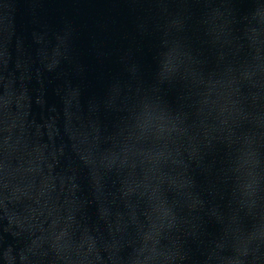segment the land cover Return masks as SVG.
Wrapping results in <instances>:
<instances>
[{"label": "water", "instance_id": "water-1", "mask_svg": "<svg viewBox=\"0 0 264 264\" xmlns=\"http://www.w3.org/2000/svg\"><path fill=\"white\" fill-rule=\"evenodd\" d=\"M0 264H264V0H0Z\"/></svg>", "mask_w": 264, "mask_h": 264}]
</instances>
